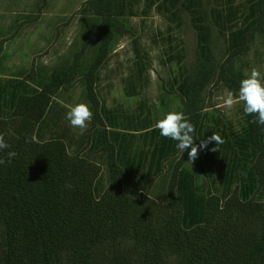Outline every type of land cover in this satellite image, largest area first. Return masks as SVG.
<instances>
[{
	"label": "trees",
	"instance_id": "16d2710c",
	"mask_svg": "<svg viewBox=\"0 0 264 264\" xmlns=\"http://www.w3.org/2000/svg\"><path fill=\"white\" fill-rule=\"evenodd\" d=\"M215 1L147 2L170 22L187 19L194 35L191 48L167 43L171 78L155 104L140 94L150 60L129 20L132 0H84L68 58L0 79V133L10 146L0 158L17 153L0 164V264H264V126L241 102L233 128L211 91L224 86L238 98L244 75L232 66L264 33V0H245V11ZM123 36L132 57L122 88L136 106L117 129L95 86ZM7 56L0 50V65ZM76 81L93 116L69 152L59 116L48 127L46 115ZM172 108L195 126L197 145L212 133L224 140L200 150L193 169L190 148L182 153L154 128ZM204 169L207 187L197 177ZM156 178L164 189L151 196Z\"/></svg>",
	"mask_w": 264,
	"mask_h": 264
},
{
	"label": "rangeland",
	"instance_id": "374dc122",
	"mask_svg": "<svg viewBox=\"0 0 264 264\" xmlns=\"http://www.w3.org/2000/svg\"><path fill=\"white\" fill-rule=\"evenodd\" d=\"M132 1L133 14L129 20L136 26V33L140 36L139 43L150 60V69L147 77L142 80L143 88L140 94L148 102L155 104L161 87L167 86L171 78L167 43H170V47L176 45L191 48L194 35L187 19L170 22L153 6H147L149 0ZM230 1L245 11V5H242L243 2L245 4V0ZM83 2L84 0H0V50L8 54L0 65V79L13 77V73L19 67L32 66L41 71L49 70L68 58L70 44L79 39V32L87 17ZM217 2L219 1L216 0L215 3ZM113 46L106 64L98 72L95 88L102 108L110 111L116 118L119 129L125 127V123H128L127 118L134 113L136 98L126 97L122 88L124 82L122 79L132 57L130 39L127 36L118 38ZM186 50L187 54H190L191 50ZM253 67L264 77V33L254 37L247 52L236 58L232 66L233 69L240 70L244 78L245 73H250ZM211 91L212 101L226 119L231 121L233 128L237 129L241 102L235 103L229 109L223 103L228 93L227 89L221 86L219 89L213 87ZM55 101L56 103L47 111L46 125L49 127L51 121L59 116V121L65 128V140L68 138V151L72 152L78 145L81 134L78 128L70 126L65 117L69 106L81 102L88 105L83 98L81 84L76 81L71 90L63 93V98H55ZM47 129L43 131L44 137L49 133ZM203 162L206 164V161ZM186 165L190 169L194 168L191 162H187ZM205 174L206 169L198 172L197 177L199 182L207 187L211 181ZM105 176V169L102 167L100 181L102 184L105 182ZM163 189L162 179L156 178L149 189V194L160 196Z\"/></svg>",
	"mask_w": 264,
	"mask_h": 264
},
{
	"label": "clouds",
	"instance_id": "9594fccd",
	"mask_svg": "<svg viewBox=\"0 0 264 264\" xmlns=\"http://www.w3.org/2000/svg\"><path fill=\"white\" fill-rule=\"evenodd\" d=\"M245 77L240 81L238 99L229 91L224 98V106L231 109L235 103L242 102L245 114L255 116V119L251 122L264 126V77L255 67L251 69L250 73L246 72ZM92 116L93 113L88 105L81 102L69 106L65 118L70 126L78 128L82 135L87 130L88 122L91 121ZM154 128L159 130L161 136L176 141V147L182 153L190 148L188 158L191 163L198 158L200 150L207 149L209 143L215 142L216 146L224 143L218 133H212L211 136L207 137L206 140H201L200 144L197 145L193 137L195 126L182 111H177L175 108L167 111L161 118L157 119ZM9 147L5 141V135L0 133V151ZM216 150L217 147L212 149V151ZM16 155L15 151L8 152L7 161L0 158V164L11 162ZM65 187L70 188L71 185L66 184Z\"/></svg>",
	"mask_w": 264,
	"mask_h": 264
},
{
	"label": "crops",
	"instance_id": "0c3cea01",
	"mask_svg": "<svg viewBox=\"0 0 264 264\" xmlns=\"http://www.w3.org/2000/svg\"><path fill=\"white\" fill-rule=\"evenodd\" d=\"M51 131H53V130H52V128L50 127V132H51ZM64 134H65V131L63 132V135H62V136H63V139L65 140ZM65 141H68V138H66ZM133 147H134V146H133Z\"/></svg>",
	"mask_w": 264,
	"mask_h": 264
}]
</instances>
